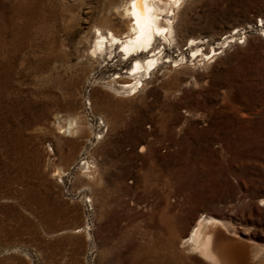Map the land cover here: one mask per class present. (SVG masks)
<instances>
[{
    "label": "rangeland",
    "instance_id": "obj_1",
    "mask_svg": "<svg viewBox=\"0 0 264 264\" xmlns=\"http://www.w3.org/2000/svg\"><path fill=\"white\" fill-rule=\"evenodd\" d=\"M129 1L0 0V264H211L201 216L259 262L264 0H179L139 74L148 51L96 48Z\"/></svg>",
    "mask_w": 264,
    "mask_h": 264
},
{
    "label": "bare ground",
    "instance_id": "obj_2",
    "mask_svg": "<svg viewBox=\"0 0 264 264\" xmlns=\"http://www.w3.org/2000/svg\"><path fill=\"white\" fill-rule=\"evenodd\" d=\"M177 2L179 0H130L124 9L125 15L130 22V27H127L128 30L123 34H118V32H113L112 30L106 35L101 33L96 43V48H108L109 45L116 44L122 46L127 55L130 56H134L137 51L146 50L148 52L142 51L141 54L151 53L152 55L147 57L145 63L135 59V65L131 68L134 69L132 74L145 72V66L149 67L158 62L157 53L152 52L153 48L149 49L152 44H150L151 37L155 39L157 36L163 35L162 33L166 32L167 34L170 32L171 23L169 24L168 15L169 11L172 14L175 13L174 9H176L175 5ZM224 44L226 42L222 43V46L218 48L214 47V52L218 53L221 51L225 46ZM140 82L141 80H138L137 83ZM123 87L129 88L132 86L127 82L123 84ZM260 205L264 206V198H262ZM219 226H223L235 234L247 233L246 230H239L223 219L201 216L184 240V244L192 253L197 254L211 264H249L246 259V256L249 255L247 246L236 242L219 241L216 238L215 230ZM256 256L260 258L258 264H264V251L258 250Z\"/></svg>",
    "mask_w": 264,
    "mask_h": 264
},
{
    "label": "built area",
    "instance_id": "obj_3",
    "mask_svg": "<svg viewBox=\"0 0 264 264\" xmlns=\"http://www.w3.org/2000/svg\"><path fill=\"white\" fill-rule=\"evenodd\" d=\"M82 105H83V109L84 112L86 114H88L90 116V118H96L94 113L92 112V108H91V104H90V100L88 97H85L82 99ZM98 118V117H97ZM98 126H103V122L102 120L99 118L98 120ZM83 204L85 207L86 211H90L92 208V203H91V199L87 196L83 198Z\"/></svg>",
    "mask_w": 264,
    "mask_h": 264
}]
</instances>
